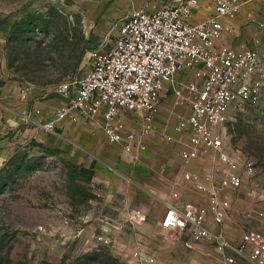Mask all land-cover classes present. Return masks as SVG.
<instances>
[{"label": "built area", "instance_id": "obj_1", "mask_svg": "<svg viewBox=\"0 0 264 264\" xmlns=\"http://www.w3.org/2000/svg\"><path fill=\"white\" fill-rule=\"evenodd\" d=\"M210 4L214 12L201 22L193 21L200 0H163L151 11L133 12L123 20L113 43L89 53V71L55 90L63 103L51 119L34 110L23 113L22 122L55 133L61 122L77 124L102 118L106 141L139 157L149 151L148 138L154 131L162 95L170 87L173 105L190 110L176 127L179 135L187 133L178 141L182 162L189 165L212 157L219 166L212 173H184V179L206 195L207 204L184 202L178 193L162 201V241L180 243L186 250L213 245L222 252L224 264H264L262 230L242 225L234 243L221 228L232 213V196L241 192L254 173L251 162L234 154L228 124L260 102L264 54L252 48L219 46L233 35L231 23L242 12L243 0H210ZM259 28L264 29V23ZM32 92L31 87H23L20 99L27 102ZM128 120H139L140 129ZM165 139L174 141L171 136ZM257 219L264 221V211L257 213ZM147 220L138 209L128 214L132 225ZM121 222L108 221L105 228L115 236L124 230ZM95 238L113 244L109 236ZM130 259L134 264H158L157 257L142 248L134 249Z\"/></svg>", "mask_w": 264, "mask_h": 264}, {"label": "rangeland", "instance_id": "obj_2", "mask_svg": "<svg viewBox=\"0 0 264 264\" xmlns=\"http://www.w3.org/2000/svg\"><path fill=\"white\" fill-rule=\"evenodd\" d=\"M103 4L0 0V84L5 77L20 88L19 95L21 88L31 87L54 97L61 84L83 76L89 53L117 36L112 28L102 30ZM228 130L234 154L254 166L250 181L232 196V210L237 207L243 226L264 232V221L257 219L264 211V94L256 106L233 117ZM96 174L52 146L48 133L36 125L22 122L1 132L0 264H134L130 254L136 232L128 222L132 210L121 215L118 198ZM230 220L231 215L225 223ZM108 221H122L126 235L123 230L113 236L105 228ZM223 232L235 243L241 228L235 237ZM101 235L113 244L97 241ZM202 250L203 258L177 251L160 257L158 264H224L217 247L207 244Z\"/></svg>", "mask_w": 264, "mask_h": 264}, {"label": "crops", "instance_id": "obj_3", "mask_svg": "<svg viewBox=\"0 0 264 264\" xmlns=\"http://www.w3.org/2000/svg\"><path fill=\"white\" fill-rule=\"evenodd\" d=\"M162 1L104 0L100 12L102 30L112 28V32L118 34L123 20L129 15L140 10L151 11L153 7L160 6ZM243 1L245 5L242 12L231 23L233 35L219 42V46L235 49L252 48L264 54V29L259 28V24L264 23V0ZM213 12L210 0H200L193 21H204ZM104 42L110 41L108 42L107 38ZM88 71L89 67L83 75ZM1 78L3 77L0 70V81ZM4 79V83L0 84V133L22 124V114L26 111L40 110L46 120L51 119L55 110L63 103L58 95L50 97L49 91L34 88L30 99L24 102L18 94L20 88L15 87L10 80L6 81L5 77ZM173 104V91L168 87L162 95L154 131L148 138L149 151L139 157L125 153L119 144L106 141L102 118L83 120L77 124L61 122L55 133H48V142L68 153L73 160L84 164L85 167H92L99 182L106 186L109 194L118 198L123 208L121 215L125 216V211L138 209L147 216L146 223L132 225L137 241L134 249L147 250L157 259L177 251L203 258L205 252L202 248L207 244L197 246L194 250H186L180 243H166L161 238L160 223L165 214L162 201L171 199L174 193H178L184 202L207 204L206 195L196 191L191 181L184 179V173L186 171L212 173L219 166L212 157L200 158L189 165H184L180 158L181 145L178 141L185 139L187 133L179 135L176 127L189 116L190 110L187 107H175ZM128 123L136 130L141 127L139 120H128ZM166 136H171L174 141L168 142ZM231 218L232 221L222 227L228 236L235 237L244 221L239 216L236 206L232 210ZM127 231L124 229L123 235H126Z\"/></svg>", "mask_w": 264, "mask_h": 264}, {"label": "trees", "instance_id": "obj_4", "mask_svg": "<svg viewBox=\"0 0 264 264\" xmlns=\"http://www.w3.org/2000/svg\"><path fill=\"white\" fill-rule=\"evenodd\" d=\"M85 172H87L90 176H92L93 174H94V172L93 171H86V170H84Z\"/></svg>", "mask_w": 264, "mask_h": 264}]
</instances>
